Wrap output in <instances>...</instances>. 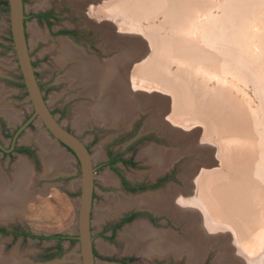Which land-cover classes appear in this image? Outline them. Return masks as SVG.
<instances>
[{"label":"rangeland","instance_id":"1","mask_svg":"<svg viewBox=\"0 0 264 264\" xmlns=\"http://www.w3.org/2000/svg\"><path fill=\"white\" fill-rule=\"evenodd\" d=\"M3 1L0 0V86L6 90L2 103L7 102L6 104L19 114V119L15 123H9L7 120L8 128L13 130L23 116H27L31 112V103L25 86H21V83H24L22 82L15 50L12 47L8 10H6L8 7L2 3ZM105 1L46 0L43 4L42 0H23L26 16L25 34L29 54L44 99L53 114L57 116L58 121L67 130L75 133L85 144H88L91 157L96 146H100L102 149L100 158L96 160L92 158L93 165H95L94 179L96 181L94 184L96 189L94 208L96 206L100 207L101 210L108 208L107 212L110 215L114 214L110 213L113 211L109 206L107 195L115 194L118 192V188L103 185L105 183L102 184L99 180V175L107 171L106 153L111 152L113 155H122L124 159L131 161L130 164L124 162L115 164L121 175L133 179L131 182L142 180L147 183L150 182L152 177L158 176L159 173L151 175L155 164L151 162V157L145 151L146 148H150L152 144L161 147L163 150L180 149L188 143L198 145V148L196 147V150H194L195 152H183L170 159L168 166L162 168V170L168 167L169 171L177 168V174L181 175L187 170L186 172L192 175L197 170L189 171L190 168H185L184 165L188 161L198 162L202 169L200 171L202 174L201 181L204 182L208 179L211 188H214L215 192L227 193L232 208L236 203L240 205L241 214H238V220L249 225V227L246 231H242L240 228L241 223L238 222V228H236L238 233L242 236L245 234L247 236L252 235L253 239L258 237L257 235L261 237L260 240L263 241V245L255 241L253 244H247L246 247L252 251L249 255H254V261L252 262L263 264L264 47L259 46L261 40L257 38V34L253 30H257V26L254 25L255 18L246 15V12L243 11L252 3V0H236L238 1L237 3L235 1L236 5H233L234 0H231L230 8L227 7V3H231L230 0H143V14L137 12V7L133 6L134 0H117L118 2L107 0V5L109 3L111 5L112 2V7L110 5L104 7L106 5ZM255 1L256 4L254 0L253 5L251 4L253 7H261L262 5V8L264 7V0ZM114 2L121 8L116 5H114L116 7L114 8ZM145 4H147V7ZM246 4L247 6H245ZM251 5H249L250 8H252ZM227 8H236V10H228ZM116 9L119 10L120 15L116 13ZM104 10L105 13H109L110 18H108L110 21L104 17L106 15L103 13ZM42 13H47L50 18L48 17L47 20L44 16H41ZM236 14L241 15H237L238 18H235ZM131 15L133 16L130 18ZM240 17L246 21V24L248 22L250 24L244 25L245 22L241 24L238 21ZM226 18L229 19L226 20ZM67 29L77 32L75 39L60 33L61 30ZM160 35H163L164 40L159 39ZM117 39L122 42L120 46ZM158 40H162L161 42L167 45L162 46L163 43ZM60 42L62 45H60ZM158 42L159 44H156ZM63 43L71 46V48L73 47V51L76 54H81L83 58L89 59L90 57V60H96L101 64L107 59H112L115 62L116 59L128 56L120 62L119 66H116V71L115 69L112 70L113 72H109L107 77L109 79L114 77L110 81L114 82L117 88L123 80L133 93L139 95V103L144 106V109L139 107L136 112L137 115L135 114L127 122L129 124L122 125L120 120L109 125L103 122H94V120L89 119L91 117H88L89 124L86 123L87 119H84L81 122L82 126L80 124L81 127L78 129L75 123V119L78 117L75 115L76 108L92 107V104L95 107L96 104L99 105L101 100L91 96L89 91L97 87V82L93 78L91 82H88L92 85L73 79V72L76 68L78 69L77 66L80 62L76 58L71 59L69 57V54L65 51L66 49L63 50ZM171 44L172 46H170ZM170 47L176 48L177 51ZM157 48L161 51H158ZM157 52H163V54L160 53L163 56H160ZM158 56L160 57L158 58ZM106 70H108V67H106ZM113 74L115 76H112ZM118 90L121 93L122 85L119 84ZM103 97H106V95ZM167 101H170L171 104L169 105ZM177 109L182 111H177ZM174 112L177 116L173 114ZM152 118L162 119L165 125L156 122L151 123L149 126V121ZM190 120L191 122H189ZM240 122H243V128L240 127L242 126ZM167 123H170L171 129L175 130L177 128L176 130L184 135L183 143L175 141L176 139L172 138V134H167L164 131V128L168 125ZM175 123L180 125H178L180 129ZM181 123L182 125L185 124L184 127ZM191 126L194 128L191 129ZM202 126L204 132H202ZM31 130L32 135L28 134V137L31 138L32 136V139L34 137L36 139L37 135L42 133L44 140L47 139L51 143L49 144L51 147L44 150L46 152L51 150L57 154V157L60 156L67 167L69 164L70 168L72 167L70 169L72 175L64 174L68 173L67 170L61 171L62 175H59L57 181V184L61 183V185H50L47 187V193L37 195L35 200H28L25 207L22 208V213L14 216L9 225L18 228L21 224L31 229L33 233H69L75 235L76 199L80 193L78 187H75L80 185L78 163L68 149L52 139L42 124L38 126L37 122L34 121ZM191 131H194V133L192 134ZM200 132L205 135H200ZM25 133L23 132L20 137L18 136L19 142L24 140V136L27 135ZM207 136L210 138V140L206 139L208 143L204 140ZM198 137L200 138L196 139ZM155 143L158 145H155ZM199 144H202L205 148L202 149L203 147ZM40 149L43 148L40 147ZM43 152L41 151L42 156ZM229 161L231 164L227 167ZM60 178H63L64 181L60 182ZM70 180L73 181L70 182ZM73 183H76L74 187L72 186ZM182 186H184L183 182ZM158 191H163V189H146L136 193H129L124 191L123 188L121 189V192L127 196ZM190 203L186 202L187 208L198 204L197 202ZM93 212L95 213V209ZM121 212L124 213L125 210ZM91 219L94 220L93 214ZM179 224H184V221ZM258 229L261 230L258 232ZM122 233L124 232L121 231ZM220 238L223 237L220 236ZM53 243L54 240H12L11 235H7L0 238V253L5 255L6 258H13V260L16 259L13 256L14 253H17L19 261L25 259L31 264H55L53 260L42 261L36 257ZM63 244L64 248L58 259L65 258L67 260L66 255L71 252V255H73L71 259H76L75 261L78 262L80 251L77 243L70 246H67L65 242ZM141 245L136 246V248ZM220 245L222 246V244ZM225 245H228V243ZM116 247L120 251H127L126 241H118ZM247 248L246 250H248ZM220 250L222 248H214L208 256L216 257L220 254ZM135 251L130 250L128 254L139 255V258L135 261L136 264H153V259L147 258V254H139ZM56 264L65 263L61 261Z\"/></svg>","mask_w":264,"mask_h":264},{"label":"bare ground","instance_id":"2","mask_svg":"<svg viewBox=\"0 0 264 264\" xmlns=\"http://www.w3.org/2000/svg\"><path fill=\"white\" fill-rule=\"evenodd\" d=\"M115 1L118 2L117 0H115ZM122 1H124V0H122ZM144 1L143 0H134L133 1V6L137 7V12L139 11L141 14H143V11H144V10H142L144 7ZM235 1L236 0H234L233 5H236ZM43 2L45 3L46 0H42V3ZM105 2H106V5L105 6L103 5L104 7L110 5V3H109V5H107V2H108L107 0ZM237 2L238 1H236V3ZM251 2L253 3V0ZM130 3H131V1H130ZM229 3L230 2L227 3V7L230 8L232 1L230 4ZM244 3H246V2H244ZM254 3L256 4L257 2L254 0ZM147 4H145V6ZM251 4H249V5H251ZM258 4H260V3H258ZM114 5H116V3L113 4V6ZM249 5H248V7H249ZM260 5H262V4H260ZM110 6L112 7V2H111ZM242 6H244V4H242ZM245 6H247V4ZM254 6H258V5H254ZM262 6L261 7L260 6L259 7H253L252 6V8L247 7V9H245L243 11L246 12V15H248L252 18H255L254 19V21H255L254 25L257 26V30H255V29H253V30L257 34V38L259 40H261L259 43V46L261 45L262 47H264V17H262L264 15V7L262 8ZM114 8H116V7L114 6ZM118 8H121V7H118ZM148 8H150V7H148ZM203 8L205 9V6ZM232 9H234V8H232ZM232 9H228V10H232ZM242 9H243V7H242ZM116 10H117L116 13L119 14V10L118 9H116ZM145 10H146V8H145ZM201 10H202V8H201ZM234 10H236V8ZM148 11H150V10H148ZM203 11H205V10H203ZM107 12H109V11H107ZM103 13L106 14L104 17L110 21V19H109L110 15L108 16L109 13L108 14L105 13V10ZM145 13H146V11L144 12V14ZM113 15L115 17V12ZM237 15L240 16L241 14H236L235 18H238ZM132 16L133 15H131L130 18ZM197 17H199V16H197ZM241 17L238 21H240L241 24L243 22H245V23H243L245 25L246 21L243 20L244 17H242L243 19ZM233 18H234V16H233ZM228 19L226 18V20H228ZM125 20H126V18H125ZM247 24H250V23L248 22ZM113 32H115V31H113ZM249 32H250V30H249ZM108 34H109V32H108ZM158 36H159V34H158ZM162 36L160 35L159 39L164 40V38H162ZM117 40H118V45L120 46L122 42L119 39H117ZM158 41L161 42L162 40H158ZM161 43H163V42H161ZM156 44H159V42ZM164 44L165 43H163L162 46ZM60 45H62V43ZM123 45H125V43H123ZM165 45H167V44H165ZM63 46H64L63 50H64V48L66 49L65 51H67V54H69V57H71V59L76 58L80 62V64L78 63V66H77L78 69L76 68V70L73 72V79H76L79 82H87L86 84L90 85L91 83L89 84L88 82H91V79L93 78L97 82V87L95 86L96 87L95 89H90L89 91L91 92V96L98 98V100H101L99 105L96 104L95 107H93L94 104H92V107L89 105L90 107L84 106V108H79V107H78L79 109L76 108L77 112L75 111V115L78 117L76 118V116H75V118H76L75 123H76V126L78 127V129L82 126L81 122L84 119H87L86 120L87 124H89L88 122H90L89 119L90 120L92 119V120H94V122H103L104 124H109V125L115 124L116 122L121 120L122 125L123 124L125 125L127 122H129V120H131L135 116L136 112L139 110V107H140V109H144V106H141L139 103L140 102L139 98H138L139 95L133 93L132 90H130L128 88V86L126 85V83L123 80H122V83H119L120 85H122V90L120 93V91H119L120 89L118 90L119 84H118V88H117V85H115L114 82L110 81V79L114 78V77H110V79H109V77H107V76H109L108 75L109 72H111L114 69L116 71V68H117L116 66L117 65L119 66V64H121L120 62H122V60L126 59L128 56L126 58L124 56V57L116 59V60L114 59L115 62H113V60L111 59V60H108L106 63L101 64V62L99 63L96 60H90V57H89V59L88 58L85 59V57L83 58L81 56V54H79V53L76 54V52L73 51V49H72L73 47L71 48V46H69L65 43H63ZM170 46H172V44ZM159 47H160V45H159ZM163 48H165V47H163ZM166 48H168V46H166ZM173 48H171V49H173ZM174 49L176 50V48H174ZM157 50H158V48H157ZM158 51H161V50H158ZM163 52H165V51H163ZM163 52H160V53L163 54ZM157 53H159V52H157ZM160 53H159V55H160ZM160 56H163V55H160ZM160 56H158V58ZM129 58H130V56H129ZM157 63H159V61H157ZM160 64H161V60H160ZM106 67H108V70H106ZM153 67L155 68V66H153ZM156 67H158V66H156ZM151 72H153V71H151ZM156 72L158 73L159 71H156ZM121 75H122V73H121ZM112 76H115V74H113ZM160 77L163 78L162 76H160ZM120 82H121V80H120ZM103 88H105L104 91H103ZM86 89H88V88H86ZM5 93H6V90H4V88L2 86H0V113H2L3 115H5V117H7L9 123H15L19 119L18 118L19 114L15 109H13L12 107H9L6 104L7 102L2 103V101L4 100L3 95ZM87 95H89V94H87ZM105 95H106V97H103ZM167 102H169V105L171 104L170 101H167ZM182 102H184V101H182ZM179 104H181V103L179 102ZM172 106H170V107H172ZM167 107H169V106H167ZM173 110H174V108H173ZM179 110L177 109V111H179ZM189 110L191 111V109H189ZM180 111H182V110H180ZM173 114H175V112ZM209 114H210V111H209ZM175 115L177 116V114H175ZM175 115H173V116L176 118ZM169 116H171V115H169ZM203 116H201V117H203ZM88 117H91V118L88 119ZM172 117H171V119L173 120L174 117L173 118ZM204 120H205V118H204ZM202 121H203V119H202ZM156 122L159 123L160 125L164 124L162 119L160 120L158 118L157 119L152 118V120L150 119V121H149V126L151 125V123H156ZM189 122H191V120ZM195 122L197 123V121H195ZM240 123L242 125L240 127L243 128V122H240ZM240 123H238V125H240ZM37 124H38V126H40L41 121L37 120ZM80 124H81V126H80ZM127 124H129V123H127ZM169 124L166 125V127L164 128V131H166L167 134H172L173 136L172 135L171 136H172V138L176 139L175 141L183 143L184 135L179 130H178L179 131L178 132L176 130L177 128L175 130L171 129ZM173 125H174V123H173ZM175 125L178 126L179 124L175 123ZM181 125H182V123H181ZM184 125H182V126L184 127ZM191 127H192L191 129L194 128L193 126H191ZM220 128H222V127L220 126ZM179 129H180V127H179ZM172 130H174V131H172ZM194 130H196V129H194ZM182 131H183V129H182ZM202 132H204V127H203ZM228 132H229V130H228ZM191 133L193 134L194 131H191ZM188 134H189V131H188ZM202 134H204V133H202ZM202 134L200 132V135H202ZM189 137H191V136H189ZM194 137H195V135H194ZM31 138H32V136H31ZM199 138L200 137H198L196 139H199ZM29 139H30V137H28V134L26 136H24V140H29ZM44 139L45 138L42 135V133L38 134L36 137V141L38 142L39 146L41 148H43L42 150L40 149L42 152L44 149L47 150L51 147L49 145L51 143L47 139H46L47 141ZM206 139L210 140V138H208V136L204 140L207 141ZM197 141H199V140H197ZM192 142H194V141H192ZM207 143H208V141H207ZM205 145H207V144L205 143ZM197 146L198 145H190L188 143V144H185L184 146H182L180 149L176 148V149L163 150L161 147H157V146H153V145L150 148H146L145 151L148 154V156L151 157L153 164H155V161L157 159H159V161H160L159 164L154 165V170L152 171L151 175H153L154 172L160 171L163 167L168 166L167 164L170 163L169 160L174 158L176 155H179V154H181L183 152H187V151L192 152V151L196 150L195 148ZM200 146L203 147L202 144ZM210 147H212V146H210ZM204 148L205 147H203L202 149H204ZM45 150H44V152H46ZM50 151L46 152V153H44V152L42 153L43 154L42 159H43V164H44V169H45L44 170L45 175L47 174V176H48L50 174H55L58 172L61 173V171H63V170L69 171L72 168V167L70 168L68 162H67V164H68V167H67L64 163L65 161L63 162L61 160L60 156L57 157V154L53 153V151H51L52 152V154H51ZM101 151H102L101 147L96 146L95 151L92 154L91 158H93V160L100 158ZM259 154H261V153H259ZM230 164H231L230 161L227 162V167ZM184 167L190 168L189 171L194 170V169L197 171H195V173L192 174L193 176L190 175L189 172H186L187 170L184 171L183 174L181 173L180 177L184 183V186L182 188L181 187L175 188V187L169 186L164 191H159L156 193H148V194H145L142 196H127L121 192H117L116 196H112V194H111V195L107 196L108 201L110 203L109 206H111V208H112L111 211H113L110 213H117L119 210L121 211L123 209H127V208H130L132 206L149 207V208H152L154 211H158V212L163 211L164 209L166 210L168 208L169 214L175 216V219H174L175 222L178 223V222L184 221L183 230L185 231L186 236L177 238V237H174L173 235H168L166 233L163 234L160 232L159 233L160 237H161L160 240L152 241L151 244H149L148 246L141 247V252L144 254L159 255L160 256L162 253H164L165 250L169 249L170 246L174 247L177 250L192 248L193 252H192V256L190 257L191 261L197 262V261H201V259L203 258V256L206 253V250L210 246H214V247L222 248V250H220V254L217 256V258L214 259V264H256V263L252 262V261H254V255L253 254H252V256L249 255L250 252L252 253V251L250 248H247L246 245L247 244H253V243H255V241L259 242L260 245H263V243H262L263 241L260 240L261 237L259 235H257L258 237L253 239L252 235L247 236V234H245L244 236H242V234L238 233V230L236 229V228H238L237 224L241 223L240 228L242 231H244V230L246 231L249 227V225L245 224L244 222L242 223L238 220V214H241L240 205H238L236 203L237 205L235 204L232 208L230 206L231 202L229 201V195L227 196V193L220 192V191L215 192L214 188H211L210 180H208V179H207V181L205 180L204 182L201 181L202 174L200 171H202V169H201V165L198 162L196 163V162L188 161L187 164L184 165ZM27 170L28 169H27V165L25 164V162L22 160H18V162H16V171H15V174L13 176L14 177L13 181L8 182L7 178H4L2 176V174L0 173V220L7 222V221L13 219L14 216L19 214L18 213L19 210L22 209L21 207H22L24 200L26 198H28L25 196V190H24L25 186L27 185ZM203 172H205V171L203 170ZM99 180L102 183L114 185L116 178L113 175V173H111L107 170L104 173H102L101 175H99ZM213 183H214V181H213ZM79 184H80V182H79ZM74 185H76V183H73L72 186L74 187ZM186 202L188 204L190 202H191L190 204L197 202L198 204H196V206H194V207L191 205L189 208H187ZM77 205H78V200H77ZM95 208L96 209H95V213H94L93 222L98 225L100 222H102L108 216L109 213L107 212L108 208L103 209V210H101V208L97 207V206ZM234 210H236V211H234ZM260 230L261 229H258V232ZM250 232L252 233L253 231H250ZM125 233L127 234L126 235L127 237H125V238L127 239V250L128 251L131 250L132 248H134L135 243L133 241L135 240V237H138V236H141V237L155 236L157 234L150 226H148L146 224L145 221H141V220L135 221L132 225L125 227ZM220 236L223 237L224 239L223 238L219 239ZM227 243H228V245H225ZM220 244H222V246ZM97 245L101 251L106 252V251L110 250L109 246H107L106 244H104L100 241L97 242ZM246 248L248 250H246ZM253 251H255V250H253ZM13 256L16 257V259L14 258V260H13V258H11V257L6 258L5 255H1V253H0V264H31L29 261H27L25 259L19 261L17 253H14ZM71 256H73V255H70L69 257H71ZM248 258H250V259H248ZM248 260H250L251 262H249Z\"/></svg>","mask_w":264,"mask_h":264},{"label":"flooded vegetation","instance_id":"3","mask_svg":"<svg viewBox=\"0 0 264 264\" xmlns=\"http://www.w3.org/2000/svg\"><path fill=\"white\" fill-rule=\"evenodd\" d=\"M65 31L67 32H63V33L69 36L71 39L76 38L77 35L76 31L70 29H67ZM108 60L110 59L104 60L103 63H106ZM30 109L31 112L27 116L26 115L23 116L22 120L18 123V125L15 126L13 130H10L8 128V123H7L8 119L2 113H0V173L4 178H7L8 182L13 181L14 180L13 176L16 171V162H18V160L24 161L28 169L27 185L25 186L24 189L25 196L28 198L24 200L21 208L25 207V204L28 200H32V199L35 200L37 195H40L41 193H47L46 191L47 187H49L50 185H61V183L57 184V181L59 175H62L61 173L50 174L48 176L47 174L45 175L41 150L36 139L30 138L29 140H22L21 142H19L18 136L20 137V135L23 132H26L25 134L32 135L31 129L34 126V119H35V118L30 119L34 112L32 105H30ZM20 128L21 130H19ZM85 145L90 151V147L88 146V144ZM155 145L158 144L155 143ZM65 149H68L72 154V156L74 157L73 152L68 147H65ZM117 162H124L126 164L131 163L130 160L124 159L122 155H113L111 154V152L106 153L105 163L107 166V170L113 173V175L116 178V181L114 185L103 184V183L102 184L107 185L109 187L111 186L114 188H118V192H121L122 188L124 191L129 193H136L146 189H152V190L163 189L164 191L169 186L179 188L181 187L183 182V180L179 176L180 174H177V170H176L177 168H173L169 171L168 169L169 167L166 168L165 170L161 169L160 171L154 172V174L159 173V175L158 176L156 175L157 177L155 176L154 178L152 177L150 182L148 181L147 183H145L142 180H136L131 182V180L133 179L126 178L123 175H121L120 172H118V169L115 166ZM151 162L153 163L152 160ZM159 162H160L159 159H157L155 161V164H159ZM77 163H78V171L80 174L79 162L77 161ZM93 169H94L93 172L95 178V165H93ZM71 172L72 171H68V173H64V174L71 176L72 175ZM94 178H93V189H92V203L90 210V231H91V239H92V253H93L94 264H102L106 261H114L120 264H136L135 261L137 260V258H139V255L128 254L130 253V250L120 251V249H117L116 247L118 241H122V242L126 241L127 244V239L125 238L127 237L125 233V227L132 225L135 221H139V220L145 221L146 224L150 226L157 233L155 236L135 237V240L133 241L135 243L134 245L135 249L132 248L131 251L137 250L135 252H138L139 254L142 253L141 247L148 246L149 244H151L152 241L160 240L161 238L159 234L160 232L163 234L166 233L168 235H173L174 237L177 238L186 236L185 231L183 230V224L182 225L179 224L182 222H178V223L175 222L174 220L175 216L169 214L168 208L166 210L164 209L163 211L158 212V211H154L152 208L149 207L132 206L130 208L123 209L125 210L124 213L121 212L122 210L121 211L119 210L117 213L111 215L108 214V216L97 226V224L93 222V219H91L92 214L94 215L93 211L94 209H96L94 208L95 206L94 198L96 194V189L94 185L96 181ZM59 180L60 182L64 181L63 178L62 179L60 178ZM71 181L73 180H70V182ZM75 187H78L80 191L79 185ZM113 190L115 191V189ZM109 195L111 194H108L107 196ZM113 195L116 196L117 192L115 194H112V196ZM142 195L145 194H137L130 196H142ZM18 213L21 214L22 209H20ZM10 223L11 220L7 222L0 220V238H2L3 236L11 235L12 240L14 239H20V240L26 239V241H30L34 239L37 241L54 240V243L51 246H49L46 250L41 251V253H39L36 256L38 260H42V261L53 260L55 264L61 261L65 264H81L80 259L77 262L75 261L76 259L72 260L71 257H69V255H71V252H69V254L66 255L67 260L65 258L61 260L58 259L59 254L64 248L63 247L64 242L67 246L68 245L70 246L73 243H77L78 245L77 234L75 235L69 233L49 234L43 232L33 233L31 229H28L21 224L17 228V227H12V225H9ZM121 231H123L124 233L121 234ZM98 241L109 246L110 250L106 252L101 251L97 245ZM144 243L145 245L143 246ZM140 244L142 245L139 248H136V246H139ZM214 248L217 247L210 246L206 250V253L201 259V261H197V262L191 261L190 257L192 256V252H193L192 248L177 250L171 246L169 249L165 250L164 253H162L160 256L148 255L147 258L153 259L152 260L153 264H214V259L217 258L218 255L213 258L208 256L209 252ZM68 259H70V261H68Z\"/></svg>","mask_w":264,"mask_h":264},{"label":"water","instance_id":"4","mask_svg":"<svg viewBox=\"0 0 264 264\" xmlns=\"http://www.w3.org/2000/svg\"><path fill=\"white\" fill-rule=\"evenodd\" d=\"M10 36L12 47L15 50L17 63L22 76V82L28 94L34 112L30 119L41 121L46 131L57 143L68 147L79 162L80 168V193L76 199L77 221L76 234L80 251L81 264H94L92 253V239L90 231V210L93 189V161L85 142L75 133L67 130L57 116L51 112L37 80L32 59L29 54L28 43L25 34V11L23 0H7ZM22 128V127H21ZM21 128L19 130H21ZM102 264H120L114 261H106Z\"/></svg>","mask_w":264,"mask_h":264},{"label":"trees","instance_id":"5","mask_svg":"<svg viewBox=\"0 0 264 264\" xmlns=\"http://www.w3.org/2000/svg\"><path fill=\"white\" fill-rule=\"evenodd\" d=\"M2 3L5 4L6 7H7V1H6V0H4ZM6 10H8V8H6ZM40 15H41V14H40ZM41 16H44V17L48 20L49 15H48L47 13H42ZM48 22L50 23V21H48ZM60 32L63 33V32H67V31H65V30H61ZM21 86H24V84L21 83Z\"/></svg>","mask_w":264,"mask_h":264}]
</instances>
